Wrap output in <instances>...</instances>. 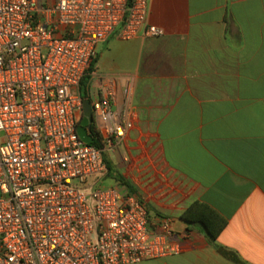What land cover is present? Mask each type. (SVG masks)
I'll return each instance as SVG.
<instances>
[{
	"label": "crops",
	"instance_id": "obj_1",
	"mask_svg": "<svg viewBox=\"0 0 264 264\" xmlns=\"http://www.w3.org/2000/svg\"><path fill=\"white\" fill-rule=\"evenodd\" d=\"M148 21L165 35L117 29L87 88L94 102L114 82L112 110L133 125L102 184L173 218L180 240L179 255L139 264H264V0H149ZM194 203L226 222L216 239L183 220Z\"/></svg>",
	"mask_w": 264,
	"mask_h": 264
},
{
	"label": "built area",
	"instance_id": "obj_2",
	"mask_svg": "<svg viewBox=\"0 0 264 264\" xmlns=\"http://www.w3.org/2000/svg\"><path fill=\"white\" fill-rule=\"evenodd\" d=\"M148 17L149 0H0V264H139L181 253L173 218L151 219L125 186L100 185L103 152L133 128L112 110L114 82L92 102L101 149L78 134L80 85L101 45L119 28L123 41L163 37Z\"/></svg>",
	"mask_w": 264,
	"mask_h": 264
},
{
	"label": "trees",
	"instance_id": "obj_3",
	"mask_svg": "<svg viewBox=\"0 0 264 264\" xmlns=\"http://www.w3.org/2000/svg\"><path fill=\"white\" fill-rule=\"evenodd\" d=\"M131 1V0H130ZM97 64V60H95L90 69L88 70L87 74L83 78L81 85H80V94L83 100L89 99L87 88L89 86L92 73L95 71V66ZM92 135L95 139L93 146L100 148L102 147L100 140L98 139L97 135L93 131L92 127ZM102 159L107 166L108 174L111 171V167L109 161L107 160L106 152H103ZM121 183H124V180H120ZM183 220L187 223H198L202 225L206 232L208 233L211 239H216L222 229L225 227L226 222L209 206L202 204V203H194L183 215Z\"/></svg>",
	"mask_w": 264,
	"mask_h": 264
},
{
	"label": "water",
	"instance_id": "obj_4",
	"mask_svg": "<svg viewBox=\"0 0 264 264\" xmlns=\"http://www.w3.org/2000/svg\"><path fill=\"white\" fill-rule=\"evenodd\" d=\"M94 121L92 101L84 100L83 118L78 126V134L80 138L87 144H93L95 139L92 135L91 125Z\"/></svg>",
	"mask_w": 264,
	"mask_h": 264
},
{
	"label": "rangeland",
	"instance_id": "obj_5",
	"mask_svg": "<svg viewBox=\"0 0 264 264\" xmlns=\"http://www.w3.org/2000/svg\"><path fill=\"white\" fill-rule=\"evenodd\" d=\"M99 50H100V53L102 52L103 54H105L104 55V58L107 59L108 58V49L107 48H104V47H100ZM100 185H103L104 186L105 184H102V182H101ZM106 185H108V184H106Z\"/></svg>",
	"mask_w": 264,
	"mask_h": 264
},
{
	"label": "flooded vegetation",
	"instance_id": "obj_6",
	"mask_svg": "<svg viewBox=\"0 0 264 264\" xmlns=\"http://www.w3.org/2000/svg\"><path fill=\"white\" fill-rule=\"evenodd\" d=\"M91 129H92V127H91Z\"/></svg>",
	"mask_w": 264,
	"mask_h": 264
}]
</instances>
